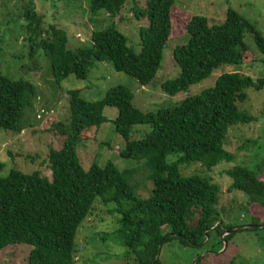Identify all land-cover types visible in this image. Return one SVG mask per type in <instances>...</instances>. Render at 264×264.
I'll return each instance as SVG.
<instances>
[{"label":"trees","instance_id":"16d2710c","mask_svg":"<svg viewBox=\"0 0 264 264\" xmlns=\"http://www.w3.org/2000/svg\"><path fill=\"white\" fill-rule=\"evenodd\" d=\"M126 1L88 0L87 7L91 17L100 10L113 17L120 13ZM174 1L146 0L143 8L136 9L135 15L148 21L139 33L138 52L127 45L125 36L114 25L92 28L89 45L68 48L62 29L45 25L40 14L28 10L24 17L31 41L30 53L34 54L36 48L43 50L57 84L71 74L85 80L89 69L98 62H108L114 70L147 85L160 68L168 47ZM188 16L184 24L187 39L173 49L178 74L160 86L166 94L185 91L221 65L254 62L252 50L244 41L246 32L252 36L264 62V37L233 9H226L219 24H209L202 15ZM263 87L264 77L253 78L238 71L221 73L213 86L200 93L172 107L146 112L133 105L132 93L123 85L108 88L95 101L82 98L78 89L69 90L68 119L52 125L63 141L59 148H50L47 153L51 180L42 177L39 171L23 173L16 169L0 177V255L16 245L27 244L28 264H73L76 231L94 203L100 201L115 203L108 211L119 215L117 230L121 244L133 254L137 264H161L160 249L173 240L186 247H202L211 231L218 234L221 251L215 253L218 249L209 246L207 253L194 264H214L215 256L228 255L223 260L227 263L236 248L232 242L228 243L235 231H228L240 224H226L220 218L224 210L218 206L220 187L210 177L185 176L180 167L199 163L211 170L223 162L229 164L234 155L224 146L228 129L256 120L241 105L248 99V90L259 91ZM37 97L33 83L10 79L0 69V129L22 131L23 111L33 109ZM106 106L117 109L111 122L114 131L125 141L119 156L143 160L147 171L140 166L119 170L110 160L103 166L93 161L87 169L82 167L77 147L87 138V133L92 129L98 131L107 121L103 115ZM136 124H148L150 131L137 140L130 139ZM246 141L256 143L251 139ZM256 167L255 173L240 164L224 170L231 179L227 190L242 191L249 203L258 205L254 206L252 215L256 220L250 222L254 225L264 222V179L259 178L264 166L258 163ZM138 171L146 172L152 184L146 196L135 193L130 182ZM258 230L263 234L261 248L264 249V226L238 229ZM220 240L225 241L223 249Z\"/></svg>","mask_w":264,"mask_h":264},{"label":"rangeland","instance_id":"374dc122","mask_svg":"<svg viewBox=\"0 0 264 264\" xmlns=\"http://www.w3.org/2000/svg\"><path fill=\"white\" fill-rule=\"evenodd\" d=\"M145 2L146 0H127L120 13L113 17H108L103 10L91 17L87 7L88 0H0V69L10 79L30 81L38 90L33 109H25L21 116L22 131L13 133L0 129V177H5L10 169H16L23 173L39 171L42 177L51 180L47 153L50 148H59L63 141V137L54 131L52 125L68 119L69 90L78 89L82 98L95 101L102 98L108 88L123 85L132 93L133 105L146 112L172 107L186 97L200 93L203 89L213 86L221 73L238 71L253 78L264 77V62L260 60L263 55L250 33L246 32L244 41L252 50L254 62L221 65L207 78L175 95L166 94L160 87L164 81L173 79L178 74L173 60V49L185 43L187 39L184 35V24L189 19L188 15H202L208 18L209 24H219L225 18L226 9L231 8L248 19L264 37V0H175L168 47L164 50L160 68L147 85H141L131 76L114 70L108 62H98L95 67L89 69L85 80L77 79L71 74L57 84L53 80L50 62L43 50L36 48L34 54L30 53L31 41L28 39L25 28L27 20L24 17L28 10L40 14L45 25L53 24L62 29L67 36L68 48L89 45L92 28L103 29L114 25L125 36L127 45L138 52L139 33L147 27L148 21L139 14L136 16L134 12L143 8ZM241 108L251 113L256 120L229 127L224 145L234 155L229 164L223 162L211 170L199 163L180 167L183 175L200 174L210 177L220 187L218 206L224 207L220 218L224 223L231 225L250 224L256 220L252 215L254 206L258 205L249 203L242 191L227 190L231 179L224 170L231 165L240 164L255 173L258 163L264 166V87L259 91L248 90V99L243 102ZM103 115L107 121L101 124L98 131L92 129L87 133V138L77 147L82 167L87 169L93 161L103 166L110 160L119 170L140 166L147 171L143 160L119 156V150L124 147L125 141L114 131L111 122L117 115V109L106 106ZM149 131L148 124H136L132 127L130 139L137 140ZM247 139L255 140L256 143L248 142ZM100 142L104 144L101 145ZM145 174L146 172L138 171L134 174L135 178L130 180L135 193L141 196H146L152 188ZM259 178L264 179V170ZM114 204H103L100 201L94 203L91 213L76 231L73 264H137L133 254L121 244L120 232L117 230L119 215L108 211ZM262 235L259 230L235 231L228 242L236 246L232 251L233 255H229L227 263L223 260L228 255L218 258L215 256L214 264H264ZM218 240V234L211 231L210 237L206 238V244L202 247H186L177 240L165 243L160 249V263L193 264L194 259L207 252L209 246L213 245L218 249ZM220 241L223 249L225 241ZM29 250L30 246L27 244L16 245L15 249L1 253L0 264H28ZM219 251L221 249L214 252ZM228 251L230 247L225 254Z\"/></svg>","mask_w":264,"mask_h":264},{"label":"water","instance_id":"95a60500","mask_svg":"<svg viewBox=\"0 0 264 264\" xmlns=\"http://www.w3.org/2000/svg\"><path fill=\"white\" fill-rule=\"evenodd\" d=\"M263 226H264V222H261V223L256 224V225H254V224H244V225H240V226H238V227H236V228H233L232 230H229L228 232H234V231H236V230H238V229H241V228H244V227H246V228H253V227H263ZM222 236H223V235H222ZM206 253H207V252H204L203 254L197 256V257L194 259L193 264L196 262L197 259H199L201 256L205 255Z\"/></svg>","mask_w":264,"mask_h":264}]
</instances>
